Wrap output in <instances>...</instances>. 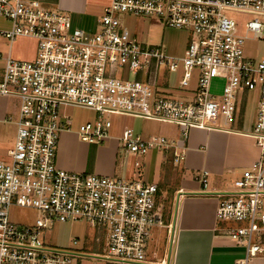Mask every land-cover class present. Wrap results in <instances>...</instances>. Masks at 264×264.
<instances>
[{
    "label": "built area",
    "instance_id": "obj_1",
    "mask_svg": "<svg viewBox=\"0 0 264 264\" xmlns=\"http://www.w3.org/2000/svg\"><path fill=\"white\" fill-rule=\"evenodd\" d=\"M126 14L157 17L187 31L184 55H169L163 43H140L120 18ZM232 14L253 18L239 25ZM0 16L12 22L0 36L38 42L31 61L0 54V97L19 101L16 117L1 121L16 131L6 160H0V264H73L83 257L45 243L44 232L55 222H88L103 248L92 257L110 264H153L148 246L157 227L168 230L173 244L176 217L163 222L158 184L58 166L60 135L72 131L67 108L96 113L95 121L77 130L89 144L111 139L112 116L179 128L177 136L147 138L126 128L117 138L121 168L127 156L160 150L180 172L192 128L251 137L258 158L230 189L216 193L217 233L244 250L235 264H264V52L246 55L248 41L264 42V0H110L95 29L74 26L69 12L45 0H0ZM171 73L178 74L177 85L170 84ZM215 79L222 81L217 94ZM249 92L257 95L254 125L250 132L237 131L231 124ZM209 175L197 174L205 191ZM12 207L34 209L38 217L21 225L10 218Z\"/></svg>",
    "mask_w": 264,
    "mask_h": 264
},
{
    "label": "crops",
    "instance_id": "obj_2",
    "mask_svg": "<svg viewBox=\"0 0 264 264\" xmlns=\"http://www.w3.org/2000/svg\"><path fill=\"white\" fill-rule=\"evenodd\" d=\"M45 2L51 7L69 12L71 17L80 16L89 29L97 25L101 16L95 13L97 5H89L88 0ZM106 7H103V11ZM12 126L14 139L16 128ZM178 134L179 131L171 136ZM116 140L112 138L115 143L111 141L110 145L96 147L83 142L77 131H64L60 137L59 167L89 174L116 175L119 166ZM185 147L186 158L182 170L190 176L184 179L178 176L175 185L170 187L172 202L175 204V238L171 247L165 239L164 250L159 252L156 248L148 252V258L153 264H235L243 258L244 250L217 233L216 193L230 189L232 182L242 177L244 171L258 158L259 151L251 137L220 129H198L191 136L189 133ZM201 170L210 172L206 191L197 178ZM153 240L151 237L150 242L154 246Z\"/></svg>",
    "mask_w": 264,
    "mask_h": 264
},
{
    "label": "rangeland",
    "instance_id": "obj_3",
    "mask_svg": "<svg viewBox=\"0 0 264 264\" xmlns=\"http://www.w3.org/2000/svg\"><path fill=\"white\" fill-rule=\"evenodd\" d=\"M89 5L95 3L98 9L95 10L97 15H103V7L110 4V0H88ZM100 7V9H99ZM90 12V11H89ZM122 22L129 29L131 35L135 37L142 44L159 45L161 43L167 46V52L169 55L181 57L184 55L185 49L189 41V33L183 30H177L167 27L164 22L157 17H143L134 15H120ZM239 25H242L245 21L252 19L253 16L232 14L231 15ZM74 26L86 28L85 21L81 20L80 16L72 15ZM90 27V26H89ZM96 26H92L91 29H95ZM12 29V22L6 18L0 16V31H8ZM38 49V42L34 38L18 36L13 41L0 36V54L6 58L11 56L13 58L23 59L31 61L36 57ZM264 52L263 41H248L246 45V55L248 57H260ZM2 61H0V64ZM178 74H170V84L172 86L178 83ZM215 94L219 93L222 87V81L219 79L213 80ZM256 93L249 92L247 96V102L242 111L236 116V120L231 124V128L237 131L250 132L254 125L256 116ZM19 110V101L14 97H0V119L11 116L15 118ZM66 112L73 117L72 131H77L80 124L95 121L97 118L96 113L84 110L67 108ZM243 117V124H240V119ZM112 127L110 128L111 139L102 143L103 145H110L112 138H118L122 135L126 128L132 129L137 135L147 138L150 135L171 136L178 132L179 128L175 125L168 123H159L149 120H143L140 118H132L128 116H112ZM240 125H243L240 127ZM198 130L192 128L189 130L190 136L192 133ZM14 127L12 124H4L0 122V160H6V151L12 147L14 143L13 139ZM71 132V131H69ZM62 134V133H61ZM61 137V135H60ZM80 138V137H79ZM112 141V142H111ZM117 141V140H116ZM115 143V142H114ZM94 144L96 147L99 144ZM117 149L119 147L118 142ZM60 146V140H59ZM59 146L57 150V164L59 166ZM100 146V145H99ZM124 155L118 153V172L117 174L123 175L129 181H142L145 183H156L158 185L163 184V181L167 179L169 172L172 175V180L176 179L177 174L181 179L187 178L190 175L185 171L175 170L171 163H165V154L162 151H150L145 156L134 158L127 156L125 159L127 166L121 168ZM138 160L141 163L140 167H135L134 162ZM177 172V174L174 172ZM166 167V169H164ZM173 171H172V170ZM173 173V174H172ZM194 177V175H193ZM165 178V179H164ZM173 182V181H172ZM172 186L175 183H171ZM171 186V187H172ZM171 188L163 186L160 196L158 197L159 213L162 215L163 222L168 224L173 221V209L175 204L172 202ZM174 207V208H173ZM38 217V212L30 208L12 207L10 209V218L21 224L31 225ZM166 228H154L152 230V239L154 238V246L149 244L148 252L158 249L159 252L164 250L166 240L171 247V241L169 238L168 230ZM98 234L94 227L88 222H55L51 229H47L44 232L43 239L46 244L61 248L70 249L74 253L83 255L79 259L75 258L73 264H104L102 260L93 258L92 256L101 254L103 248L101 244L96 240ZM166 239V240H165ZM77 243L75 244V241ZM156 242V244H155ZM159 247V248H158ZM151 249V250H150Z\"/></svg>",
    "mask_w": 264,
    "mask_h": 264
},
{
    "label": "trees",
    "instance_id": "obj_4",
    "mask_svg": "<svg viewBox=\"0 0 264 264\" xmlns=\"http://www.w3.org/2000/svg\"><path fill=\"white\" fill-rule=\"evenodd\" d=\"M171 167H172V165H171ZM172 169H173V167H172ZM172 169H171V170H172ZM173 170H174V169H173ZM173 170H172V171H173ZM174 172H175V170H174ZM175 173L177 174V172H175ZM172 174H173V173H172ZM166 176H168L167 179H166V181L164 180L162 186L160 185V187H159V190H158V191H159V192H158V197L160 196L161 189H162L163 186H166V187L168 186V187L170 188V187L172 186L171 183H173V182L175 183V181L178 179V174H177V177H176L177 179H174V180H172L173 178H172V175L170 174V172H169V174L166 175ZM172 181H173V182H172Z\"/></svg>",
    "mask_w": 264,
    "mask_h": 264
}]
</instances>
